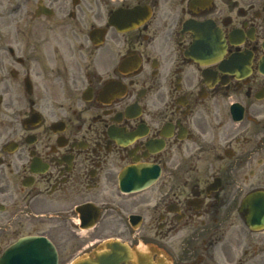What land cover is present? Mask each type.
Listing matches in <instances>:
<instances>
[{"label": "flooded vegetation", "instance_id": "af4514ba", "mask_svg": "<svg viewBox=\"0 0 264 264\" xmlns=\"http://www.w3.org/2000/svg\"><path fill=\"white\" fill-rule=\"evenodd\" d=\"M0 207V254L31 224L58 264H264V0L0 4Z\"/></svg>", "mask_w": 264, "mask_h": 264}, {"label": "water", "instance_id": "95a60500", "mask_svg": "<svg viewBox=\"0 0 264 264\" xmlns=\"http://www.w3.org/2000/svg\"><path fill=\"white\" fill-rule=\"evenodd\" d=\"M50 249L49 242H46L44 238L25 236L20 238L5 252V263L11 264L12 260L16 264H31L37 260L44 263V261L48 260V256L52 254Z\"/></svg>", "mask_w": 264, "mask_h": 264}, {"label": "rangeland", "instance_id": "374dc122", "mask_svg": "<svg viewBox=\"0 0 264 264\" xmlns=\"http://www.w3.org/2000/svg\"><path fill=\"white\" fill-rule=\"evenodd\" d=\"M9 213V211L7 212V214ZM6 215V214H5ZM0 216H1V214H0ZM5 217V216H4ZM1 218H2V216H1ZM2 220H4V222H6V220L3 218ZM24 229H23V231H27L28 229H30L31 228V225H29V224H25L24 225V227H23Z\"/></svg>", "mask_w": 264, "mask_h": 264}]
</instances>
